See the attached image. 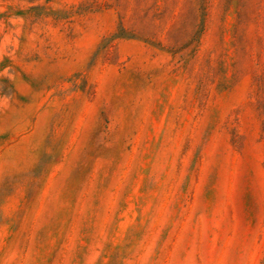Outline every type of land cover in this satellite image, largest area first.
I'll list each match as a JSON object with an SVG mask.
<instances>
[{
	"label": "rangeland",
	"instance_id": "1",
	"mask_svg": "<svg viewBox=\"0 0 264 264\" xmlns=\"http://www.w3.org/2000/svg\"><path fill=\"white\" fill-rule=\"evenodd\" d=\"M0 264H264V0H0Z\"/></svg>",
	"mask_w": 264,
	"mask_h": 264
}]
</instances>
